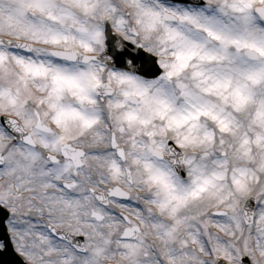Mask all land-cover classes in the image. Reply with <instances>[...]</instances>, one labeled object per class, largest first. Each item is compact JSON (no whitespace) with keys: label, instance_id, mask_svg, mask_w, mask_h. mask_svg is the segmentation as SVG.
<instances>
[{"label":"snow or ice","instance_id":"6c2138e0","mask_svg":"<svg viewBox=\"0 0 264 264\" xmlns=\"http://www.w3.org/2000/svg\"><path fill=\"white\" fill-rule=\"evenodd\" d=\"M0 264H264V0H0Z\"/></svg>","mask_w":264,"mask_h":264}]
</instances>
